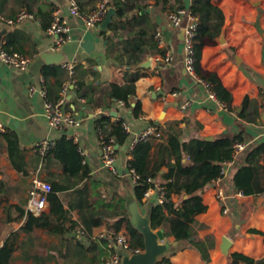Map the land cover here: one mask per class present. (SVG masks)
<instances>
[{
    "label": "crops",
    "instance_id": "1",
    "mask_svg": "<svg viewBox=\"0 0 264 264\" xmlns=\"http://www.w3.org/2000/svg\"><path fill=\"white\" fill-rule=\"evenodd\" d=\"M211 1L223 10L225 21L221 34L205 42L200 71L206 76L211 72L217 73L224 86L232 93V109L220 108L209 98L207 89L187 73L183 60L184 31L168 23L170 11L179 5L189 9L193 0L161 2L118 0L124 7L125 13L119 18H114L113 24L118 28L112 30L111 34L100 29L88 28L77 17L67 15L68 0L37 1L45 7L54 3L69 18L73 39L66 42L61 51L65 54L64 62L75 65L73 75L63 63L47 64L41 57L43 51H51L55 36L47 32L38 18L13 25L0 20V31L7 27L9 32L4 37L3 43L10 34L23 33L25 39L22 43L25 53L37 55L24 70L0 59V119L6 124L7 131L17 132L28 162V174L16 170L11 163L7 143L0 138V142L4 145L0 155V181L6 176L0 205V246L26 220L24 217L20 221L6 222L7 214L4 210L6 205L23 204L26 208L29 191L36 185L34 182L36 177L37 185L44 193L51 190V180L66 182L67 172L59 160L52 159L50 166L44 167L47 164L45 157L32 149L33 145L42 139L48 137L57 139L65 135L67 139H72L74 144H78L84 157L83 163L90 169L89 174L79 180L77 185L60 192L65 208L76 204L72 207V220L78 224L70 234L79 236L86 245H91L92 250L89 254L98 255L95 264L101 263L111 254L110 243L116 234L111 225L115 219L104 218L103 223L94 226L89 233L82 224L79 204L81 202L86 207L93 206L110 217L112 210L104 208V203L113 204L112 202H118L121 197L126 206L125 195L135 196V182L128 172L130 155L125 146L118 149L117 167L121 171L120 175H115L103 167L96 126V119L101 113L111 115L112 111H117L118 116L111 115L112 121L124 118L133 133L142 131L151 123H156L163 127L167 137L168 128L179 122L181 138L184 140L195 137L207 140L206 137L210 136L215 139L222 135L235 136L241 133L248 147H254L264 141V0ZM78 2L81 9L86 12L96 4V0H78ZM2 4V13L6 17L14 18L23 9L22 0H3ZM158 26L164 31L165 48H159L154 39ZM106 35L112 38L109 39ZM222 35H224L223 41L220 40ZM134 46L138 47L134 55L139 60L132 63L134 57H130L129 53ZM162 50L164 54L167 50L171 52L173 56L171 61L167 62L163 59ZM147 58L151 59L150 67L136 68L138 63ZM53 65H59L63 72L59 76L53 74L48 76L50 93L56 98L66 87L67 101L64 107L74 111L83 119L82 125L78 128H69L66 131L55 130L50 127L45 117V98L40 94L39 89L42 86L41 78L45 66ZM132 79H135L136 84V95L131 99L132 107L118 106L117 102L113 109H106L104 95L109 83L124 84ZM79 83L82 84V88H79ZM32 86L36 88L33 94L30 92ZM175 91L177 94L173 93ZM84 93L92 94L96 98L88 107L85 105V99L81 97ZM246 98L248 105L245 104ZM136 101L141 104L139 115H135L132 109ZM185 102H189V106L183 109L181 106ZM158 141L160 140L152 141L153 155ZM183 160L189 162L188 156ZM262 164L264 183V155ZM236 169L235 163L230 167L226 177L212 181L202 192L207 210L196 217L203 224L199 236L212 234L216 238L215 246L210 250L211 260L205 261L198 250L186 248L172 256L171 264H230L233 252H240L256 259L264 257V235L251 231L258 229L264 232V192L259 195L237 193L233 185ZM81 174L82 172H79V175ZM77 178L78 176H70L72 181ZM161 181L159 178L158 183ZM219 187L227 189L229 193H236L226 200H219L216 197ZM77 188H84L82 197L76 191ZM172 198L175 202L180 200L178 195H173ZM157 199L156 191L152 190L149 196H145L144 203L138 201L141 211L146 215L149 214V206ZM225 205L229 208L227 213L223 211ZM49 210L50 204L46 212ZM71 224L72 221L67 222V225ZM80 228L84 232L79 234ZM162 229L165 230L166 240L171 242L176 240L173 235L166 234L165 227ZM34 235L36 243L60 242V237L51 233L49 228L38 227ZM26 236L27 233L22 232L18 241L24 240ZM224 236L232 241L227 250L223 247ZM36 248L43 255L54 252L48 247H39L38 244ZM12 264L42 263L35 261L33 257L24 256L22 248H18ZM45 264H56V262L53 259Z\"/></svg>",
    "mask_w": 264,
    "mask_h": 264
},
{
    "label": "trees",
    "instance_id": "2",
    "mask_svg": "<svg viewBox=\"0 0 264 264\" xmlns=\"http://www.w3.org/2000/svg\"><path fill=\"white\" fill-rule=\"evenodd\" d=\"M37 1L39 0H22V7L33 12L35 18H38L43 27L47 29L52 23L53 11L57 7L54 3L45 7ZM115 5L118 8V15L120 17L123 16L125 13L124 7L118 0H115ZM179 7L184 6L179 5L175 9ZM190 9L198 17L199 21L195 42L197 72L202 78L212 83V89L216 92L218 99L225 103L228 109H232V93L224 86L217 73L211 72L206 76L200 71L203 46L207 40L215 39L221 34L225 21L224 12L211 0H193ZM1 11L3 12L2 6ZM117 28L114 24L111 27L114 31ZM106 37L112 38L110 35H106ZM24 39L23 33L10 34L1 48L9 52L25 53L24 44L22 43ZM136 50H138V47L134 46L129 53L130 57H134L132 63L139 60L134 55ZM162 53L164 54L163 50ZM61 72L63 70L59 65L45 66L43 72L48 98L53 101L58 100L60 96L52 97L48 85V76L50 74L59 76ZM79 88H82L81 83H79ZM135 95V79L124 84L111 82L104 95V107L113 109L120 100H124L126 106H131V99ZM81 97L85 99L87 107L96 100L92 94L84 93ZM245 104L248 105L247 98L245 99ZM132 109L135 115H139L141 112L140 102L136 101V105ZM124 121V118L112 121V116L106 113H101L96 119V126L102 128L108 140L112 137L115 139L119 145V150L127 146L130 140V135L123 127ZM178 125L179 122L168 128L167 137L165 136L164 139L158 141L154 155L152 154L154 146L152 141H140L135 145L132 150L133 158L129 160V168L135 169L140 175V179L134 184V193L137 199L144 203L146 192L157 186L159 178L162 180L161 184L166 187L167 200L165 203L162 204L157 200L149 206L151 226L155 230L165 227L167 229L166 234L173 235L178 241V245L174 247L170 255L164 256L160 262L171 264L172 256L186 248L198 250L203 260L210 261V250L215 246L216 238L212 234H208L205 237L199 236V230L203 224L196 217L199 213L207 210L202 192L219 176L222 163L232 158L235 142L243 141L244 138L239 133L235 136H218L213 140H205L200 137L184 140L181 138V129H179ZM0 138L7 143V150L13 167L24 174H28L25 149L21 146L17 132L8 130L0 133ZM3 146V142H0V155ZM263 155L264 141L257 143L254 147L247 146L240 155L238 162H236L237 169L233 176V185L244 195H259L264 192ZM185 156H188L189 162L183 160ZM44 157L47 162L44 167H49L52 159L59 160L65 172H67V180L66 182L51 180L52 188L46 193L50 204L48 212L45 211L40 215H35L28 212L23 204H8L5 206L6 222L20 221L24 217H26V220L0 246V264H12L15 251L18 248H22L24 256L33 257L35 261L42 264L53 259L56 264H95L98 255L91 256L89 254L92 250L91 245H86L79 236L70 234L78 224L72 220V207L76 204H71L69 208H65L60 195L63 190L77 185L79 180L89 174L90 169L83 163L84 157L78 144H74L73 140L67 139L65 135L56 139V145ZM165 168L167 169L165 170ZM79 172H82V174L79 175ZM70 176H78V178L72 181ZM150 178L152 179L151 181H149ZM5 184L6 176L0 181V205L2 202L1 194L5 189ZM76 191L81 197L84 195V188H77ZM173 195H178L180 200L175 202L172 198ZM112 203H104V208L112 210L109 217L107 213L101 212L100 209L96 210L93 206L86 207L80 202L81 221L84 227L91 233L92 228L101 225L104 218H114L115 220L111 226L114 228L115 233L125 227L130 236L131 247L144 250V235L132 225L124 199L120 197L118 202ZM68 221H72L70 226L67 225ZM38 227L49 228L51 233L60 237V242L48 244L38 241L36 243L34 234ZM251 231L264 235V232L258 229H251ZM22 232H26L27 236L19 242L18 238ZM37 244L39 247H48L54 252L43 255L36 248ZM32 251L36 252L32 253ZM231 260L230 264H239L240 262L264 264V257L256 259L240 252H233Z\"/></svg>",
    "mask_w": 264,
    "mask_h": 264
},
{
    "label": "built area",
    "instance_id": "3",
    "mask_svg": "<svg viewBox=\"0 0 264 264\" xmlns=\"http://www.w3.org/2000/svg\"><path fill=\"white\" fill-rule=\"evenodd\" d=\"M161 1L164 0H154V2ZM2 2L3 0H0V20L4 21L5 23L13 25L16 23H22L25 20L35 19L34 13L29 11L27 8L21 9L15 18L6 17L1 11ZM113 6H115L114 0H96L95 6L86 12L81 9L78 0H68V8L71 11V15L83 21L88 28L100 29L101 23ZM185 20L186 22H184ZM168 23L170 26L181 28L184 31L183 60L187 73L207 89L209 98L215 101L220 108H228L225 103L221 102L218 99L216 92L212 89V83L209 80L202 78L197 72V50L195 47V42L199 26L198 17L192 12L190 8L187 9L186 7H179L168 13ZM47 32L55 36V41L51 46V51H61L63 45L73 39L69 18L64 14L62 9L56 8L53 11V20L51 25L47 28ZM154 39L159 48L166 47L165 35L161 26H158L155 30ZM36 56V54L29 55L27 53L21 52H9L0 47V59L3 62L21 70L27 69ZM162 57L167 62L171 61L173 58L169 50L165 51V54ZM62 63L63 66L72 75L75 73V65L73 63L64 61H62ZM41 81L42 86L39 89V92L45 98V117L47 118L50 127L59 131H66L69 128L80 127L82 125L83 119L74 111L66 109L64 107L67 101L66 87L62 90L58 100L53 101L48 98V90L44 76H42ZM30 92L32 94L36 92L35 86H32L30 88ZM173 93L177 94V91ZM125 105L126 102L124 100L118 101V106ZM188 106L189 102H185L181 107L185 109ZM123 127L125 131L130 135L129 143L127 144V146H125L127 152L130 155L129 160L133 158L132 150L138 142L162 140L165 136L163 127L156 123H151L145 129L136 133L132 132L130 125L126 121L123 122ZM6 131L7 126L0 119V133H4ZM97 131L99 134L101 160L103 167L109 169L115 175H120L121 171L117 167V155L119 149V146H117L118 144L113 137L108 140L105 137L101 127H97ZM55 145L56 138L48 137L36 142L33 145L32 149L44 156L48 152H50ZM247 145L248 143L245 141L235 142L232 158L227 159L222 163L220 174L215 180H221L227 176L230 167L237 162L240 155L247 148ZM128 169V172L133 176L134 182L136 183L140 179V175L135 169ZM151 180L152 179L150 178L149 181ZM34 182L36 183V185L29 191V198L26 204V209L28 212H31L35 215H40L46 211L49 201L47 198V194L38 187L37 177L34 179ZM152 190L156 191L158 202L162 204L165 203V201L167 200L166 187L157 182V186L155 188L149 189L146 192V196H149ZM236 192L239 194H243L238 190ZM236 192L229 193L227 189L219 187L216 191V197L219 200H226ZM223 211L225 213L229 212L228 206L225 205L223 207ZM83 232L84 230L82 228L78 229L79 234ZM110 248L112 249L111 254L99 264H122L124 253L129 252L132 254L142 251L141 248L133 249L131 247L130 236L125 229L120 230L114 235L110 243Z\"/></svg>",
    "mask_w": 264,
    "mask_h": 264
},
{
    "label": "water",
    "instance_id": "4",
    "mask_svg": "<svg viewBox=\"0 0 264 264\" xmlns=\"http://www.w3.org/2000/svg\"><path fill=\"white\" fill-rule=\"evenodd\" d=\"M66 14L71 15L69 8L66 9ZM119 18L117 8L111 7L105 19L101 23L100 30L108 34L112 33L110 28L114 22V18ZM83 22V21H82ZM84 23V22H83ZM8 28L4 27L0 31V47L3 45V40L8 35ZM221 41L224 40L222 35ZM41 57L46 61L47 64H60L65 59V54L62 51H43ZM151 65V59L147 58L136 65V68H147ZM112 116H118L117 111H112ZM207 140H213V137H206ZM119 146V145H117ZM127 198L126 208L131 220L132 225L144 235L145 249L136 252H126L123 255L122 264H158L160 260L167 255H170L175 246L178 245V241H168L165 238V230H155L151 226V218L149 214H144L139 206L138 199L134 194L125 195ZM231 239L227 236L223 237V247L227 250L231 246Z\"/></svg>",
    "mask_w": 264,
    "mask_h": 264
}]
</instances>
